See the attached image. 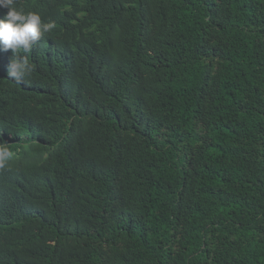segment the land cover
Listing matches in <instances>:
<instances>
[{
	"label": "trees",
	"instance_id": "obj_1",
	"mask_svg": "<svg viewBox=\"0 0 264 264\" xmlns=\"http://www.w3.org/2000/svg\"><path fill=\"white\" fill-rule=\"evenodd\" d=\"M14 6L55 26L0 51V264H264V0Z\"/></svg>",
	"mask_w": 264,
	"mask_h": 264
},
{
	"label": "clouds",
	"instance_id": "obj_2",
	"mask_svg": "<svg viewBox=\"0 0 264 264\" xmlns=\"http://www.w3.org/2000/svg\"><path fill=\"white\" fill-rule=\"evenodd\" d=\"M15 0H0V9H7L0 17V51L11 50L12 56L8 65V79L23 82L33 71L29 62L22 56L17 55L18 50L29 51L41 38L43 33L54 28V23H44L39 14L17 10ZM10 155L4 149L2 156Z\"/></svg>",
	"mask_w": 264,
	"mask_h": 264
}]
</instances>
